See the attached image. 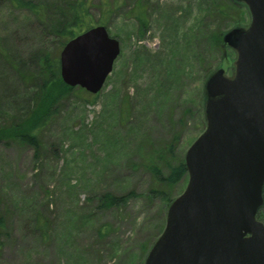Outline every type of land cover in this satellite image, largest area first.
<instances>
[{"label": "rangeland", "instance_id": "1", "mask_svg": "<svg viewBox=\"0 0 264 264\" xmlns=\"http://www.w3.org/2000/svg\"><path fill=\"white\" fill-rule=\"evenodd\" d=\"M250 23L236 0H120L106 28L121 53L102 91L92 100L75 87L41 133L40 151L0 143V264H144L169 201L189 182L163 188L150 160L171 145L168 161H185L207 128L208 80L220 69L235 75L238 55L225 36ZM0 40L10 59L27 63L57 52L54 37L8 0H0ZM7 85L4 75L0 126L16 110ZM106 193L133 196L104 208Z\"/></svg>", "mask_w": 264, "mask_h": 264}, {"label": "water", "instance_id": "2", "mask_svg": "<svg viewBox=\"0 0 264 264\" xmlns=\"http://www.w3.org/2000/svg\"><path fill=\"white\" fill-rule=\"evenodd\" d=\"M236 1L251 23L225 36L238 55L235 75L220 69L207 82V128L185 157L188 186L144 264H264V0ZM120 53V41L94 26L61 51V78L96 95Z\"/></svg>", "mask_w": 264, "mask_h": 264}, {"label": "trees", "instance_id": "3", "mask_svg": "<svg viewBox=\"0 0 264 264\" xmlns=\"http://www.w3.org/2000/svg\"><path fill=\"white\" fill-rule=\"evenodd\" d=\"M8 2L13 8L26 11L36 18L44 28L45 34L53 36L56 41L57 52L45 49L38 60L33 59L27 63L18 57L10 59L9 51L0 40V64L6 66L2 73L0 69V78L6 75L9 98L16 105L11 123L0 126V143L28 147L38 152L42 148L41 133L58 116L62 104L74 91V88L62 81L59 52L70 40L97 26L92 14L95 7H98L101 15L98 25L106 27L120 0H55L56 4L40 0ZM89 96L91 97V94ZM95 97L92 96V100ZM167 154H174L171 145L168 149L166 147L156 152L149 163V169L163 188L175 187L188 177L184 159L172 163V160L168 161L166 158ZM132 196L133 194L115 196L106 193L101 197L102 207L124 206ZM258 219L264 220V205L258 212ZM5 229V219L0 215V238Z\"/></svg>", "mask_w": 264, "mask_h": 264}, {"label": "bare ground", "instance_id": "4", "mask_svg": "<svg viewBox=\"0 0 264 264\" xmlns=\"http://www.w3.org/2000/svg\"><path fill=\"white\" fill-rule=\"evenodd\" d=\"M149 52V51H148ZM149 55H151L150 53H149Z\"/></svg>", "mask_w": 264, "mask_h": 264}]
</instances>
